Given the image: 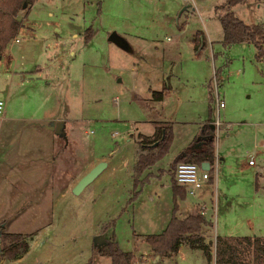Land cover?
I'll use <instances>...</instances> for the list:
<instances>
[{
	"label": "rangeland",
	"instance_id": "obj_1",
	"mask_svg": "<svg viewBox=\"0 0 264 264\" xmlns=\"http://www.w3.org/2000/svg\"><path fill=\"white\" fill-rule=\"evenodd\" d=\"M223 1L36 0L21 13L19 42L0 57V99L10 89V108H38L67 119L94 156L106 157L110 166L81 196L71 195L72 201L55 209L48 201L52 195L25 203L30 195L0 190V253L2 232L23 233L33 235L34 249L19 264H85L92 257L94 264H112L110 256L94 254L95 238L103 235L136 252V261L146 257L145 264H206L201 250L186 246L173 257H155L145 237L161 233L170 221L175 202L169 170L192 141L198 121L209 117L222 122L219 131L212 122L204 124L215 126L216 150L225 161L216 157L214 181L180 200L177 215L184 218L204 203L195 208L212 219L213 243L218 234L264 235V182L257 188L264 171V57L258 58L252 43L224 45L215 13ZM258 4L250 0L235 12L250 25L264 23V1ZM199 31L210 46L206 56L189 44ZM112 32L124 43L111 41ZM152 37L158 47L147 41ZM170 61L176 62V76L166 83L180 91L179 101L172 96L164 112L175 121L171 147L136 189L139 134L153 133L150 119L160 113L138 98L148 100L151 89H160L158 67ZM37 67L42 70L31 74ZM18 72H28L26 80ZM217 93L226 105L221 116ZM116 132L120 135L113 137ZM13 263L0 258V264Z\"/></svg>",
	"mask_w": 264,
	"mask_h": 264
},
{
	"label": "trees",
	"instance_id": "obj_2",
	"mask_svg": "<svg viewBox=\"0 0 264 264\" xmlns=\"http://www.w3.org/2000/svg\"><path fill=\"white\" fill-rule=\"evenodd\" d=\"M35 1L0 0V56L18 36L24 25L25 17L22 18L21 13L27 14ZM247 1L224 0L215 6V13L222 24L224 45L228 47L235 43H252L257 48L258 58L261 59L264 57V25H250L235 12L236 6ZM90 33L91 28L89 35H85L86 41H90ZM196 41L197 49L206 46L207 40L202 31L197 32ZM168 91L167 86L162 91H154L153 100H162ZM212 99L213 96H211ZM172 138L173 126L171 124H158L153 136L139 135L133 174L136 189L149 180L148 175L142 178L144 172L168 154ZM196 141L202 146L198 148L193 146L185 151L174 161L169 170L172 176L175 207L166 228L161 233L147 235L146 244L155 257H173L186 246L192 250H201L206 264H264V236L224 237L218 235L215 236L216 240L213 243L209 241V238L214 223L203 210L196 207L184 218L177 215L179 201L185 200L189 194L188 189L176 180L178 164L192 162L202 166L203 163H209V180L214 181L213 171L217 157L216 128L211 123L202 125ZM157 142L158 145L155 146ZM137 194L138 191L135 192V196ZM106 231L107 229H104L103 234ZM2 237L3 249L0 258H5L9 263H16L22 259L32 247L33 235L31 234L2 232ZM94 245V254L110 256L112 264H135L137 260L136 252L123 250L112 237H106L104 243ZM85 264H94V258L92 257Z\"/></svg>",
	"mask_w": 264,
	"mask_h": 264
},
{
	"label": "crops",
	"instance_id": "obj_3",
	"mask_svg": "<svg viewBox=\"0 0 264 264\" xmlns=\"http://www.w3.org/2000/svg\"><path fill=\"white\" fill-rule=\"evenodd\" d=\"M255 1L259 3L257 6H261L260 4L264 0ZM249 2L250 0L246 3ZM187 7V9H190L192 5L189 4ZM260 24L264 25V23ZM204 35L205 38H207L205 33ZM74 36L75 38L79 37L78 34ZM196 37L197 34L193 33V37L189 43L191 48H194L197 54L206 56L210 46L208 47L206 44L205 47L201 46L197 49ZM121 38H123V36H121ZM137 38H140V36H137ZM147 41L158 47V38L152 37L151 40ZM202 41L203 39L201 38V42ZM12 42L18 43V36ZM4 52L2 55H4ZM2 55L0 57H2ZM175 66L176 62L172 61L167 63L164 62L160 65L158 67L161 83L160 89H151V97L148 100L146 98H138L149 110H151V108L160 110V113L154 117L155 119H150V121L155 124L153 133L148 135L140 133L142 135L153 136L158 124H171L172 126L175 124L172 115L168 116L164 113L166 107L171 103L172 96H174L177 101L180 99V91H176L172 84L167 85L166 83L171 76H176L172 73L174 72ZM41 70L42 68L37 67L36 70L31 71V74H38ZM14 73H17V71ZM18 73H21L22 79H25V75L28 74V72L27 74L24 72ZM165 86L169 88L168 93L162 100L154 101L153 92L162 91ZM10 96L9 89L5 99H3L5 101V111L0 119V190L3 193L14 191V194H24V196L30 195V197H25V203L27 201L31 203L37 202L40 196H42L41 200L43 202L52 195V197L48 198V201L53 203V209L58 208V204H65L67 201H72L71 195L81 196L91 184H89L81 194L76 195L73 193V189L77 182L99 162L106 161V168H108L110 166V161L102 155H96L97 157H95L92 152L91 144H87L80 136L76 135L74 125L71 124V126H69L70 124L67 119L52 115L50 111H46L42 114L38 108L32 109L31 112H25L23 107L10 108L8 104ZM220 100L225 103L223 99L220 98ZM177 107H179L178 103ZM225 107L226 105L224 108ZM222 109L223 108L219 109L217 104V110L220 116ZM206 122L215 124V121L211 117L206 120L198 121L196 127L197 131L192 141L189 143L188 147L182 150L178 157L193 146L197 148L202 146L201 143L194 144L195 142H193V140L197 138L196 136L199 134L198 132H200L201 126ZM87 133H89V131ZM116 133H113V137L120 135V133L117 135ZM127 141L130 140L127 139ZM192 142L194 145H190ZM217 156L220 162L225 161V157H223L220 152L217 153ZM249 157V160L254 158V164H250L248 161L249 165H256L255 155H250ZM261 174H264V171L257 177L258 189L262 186V181L264 182V177ZM259 181L261 184H259ZM209 182L211 183L210 180L207 183ZM198 204L204 203H197L193 206V209ZM226 236L238 237L250 235H225L224 237ZM33 249L34 246L31 247L26 255L31 253Z\"/></svg>",
	"mask_w": 264,
	"mask_h": 264
},
{
	"label": "built area",
	"instance_id": "obj_4",
	"mask_svg": "<svg viewBox=\"0 0 264 264\" xmlns=\"http://www.w3.org/2000/svg\"><path fill=\"white\" fill-rule=\"evenodd\" d=\"M189 0H187V3ZM191 5V4H190ZM18 41V40H17ZM218 108H224L225 103L220 100L219 95L217 93L216 96ZM5 111V101L0 99V119L4 115ZM217 129L222 126V122L218 119L215 122ZM118 133H116L117 135ZM250 164H254V158L249 160ZM176 180L179 184L185 186L188 189L189 194L196 195L197 192L205 185V183L209 180V172L208 170L202 169V166L192 163V162H182L178 164L176 169ZM202 210V209H201ZM147 258L145 257L144 261L138 260L135 264H145Z\"/></svg>",
	"mask_w": 264,
	"mask_h": 264
},
{
	"label": "water",
	"instance_id": "obj_5",
	"mask_svg": "<svg viewBox=\"0 0 264 264\" xmlns=\"http://www.w3.org/2000/svg\"><path fill=\"white\" fill-rule=\"evenodd\" d=\"M26 6V4L24 5ZM188 7H185L182 11H184L185 9H187ZM182 13V12H181ZM109 39L111 41H115L119 44H123L124 40L123 38H121L116 32H112L109 36ZM215 127V126H214ZM155 146L158 145V142L154 144ZM107 167V162L106 161H101L99 162L97 165H95L89 172H87L75 185L74 189H73V193L76 195L81 194V192H83V190L89 185L91 184ZM202 169L205 170H210V164L209 163H203L202 164ZM106 241L105 237L103 235L97 236L95 238V244H102ZM13 264H18L13 263Z\"/></svg>",
	"mask_w": 264,
	"mask_h": 264
}]
</instances>
